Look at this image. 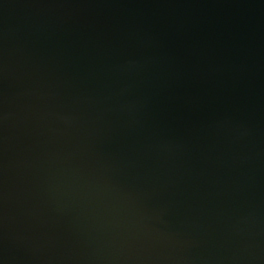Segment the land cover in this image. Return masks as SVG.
<instances>
[{
  "label": "water",
  "instance_id": "water-1",
  "mask_svg": "<svg viewBox=\"0 0 264 264\" xmlns=\"http://www.w3.org/2000/svg\"><path fill=\"white\" fill-rule=\"evenodd\" d=\"M0 264H264V0H0Z\"/></svg>",
  "mask_w": 264,
  "mask_h": 264
}]
</instances>
